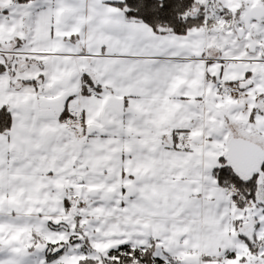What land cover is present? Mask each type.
I'll use <instances>...</instances> for the list:
<instances>
[{"label":"snow or ice","instance_id":"obj_1","mask_svg":"<svg viewBox=\"0 0 264 264\" xmlns=\"http://www.w3.org/2000/svg\"><path fill=\"white\" fill-rule=\"evenodd\" d=\"M0 264H264V0H0Z\"/></svg>","mask_w":264,"mask_h":264}]
</instances>
